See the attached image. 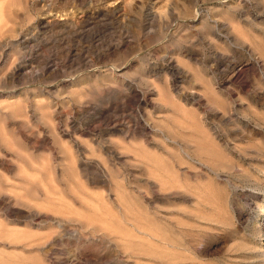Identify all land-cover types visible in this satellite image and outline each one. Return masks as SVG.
<instances>
[{
  "label": "rangeland",
  "instance_id": "rangeland-1",
  "mask_svg": "<svg viewBox=\"0 0 264 264\" xmlns=\"http://www.w3.org/2000/svg\"><path fill=\"white\" fill-rule=\"evenodd\" d=\"M0 264H264V0H0Z\"/></svg>",
  "mask_w": 264,
  "mask_h": 264
},
{
  "label": "bare ground",
  "instance_id": "bare-ground-1",
  "mask_svg": "<svg viewBox=\"0 0 264 264\" xmlns=\"http://www.w3.org/2000/svg\"><path fill=\"white\" fill-rule=\"evenodd\" d=\"M64 22H66V21H64ZM60 23V22H59ZM62 25V24H61ZM65 26V25H64Z\"/></svg>",
  "mask_w": 264,
  "mask_h": 264
}]
</instances>
